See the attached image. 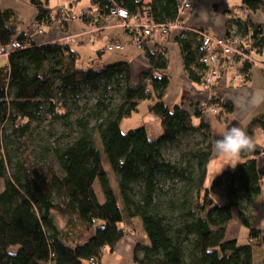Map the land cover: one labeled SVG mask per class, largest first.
<instances>
[{
    "label": "trees",
    "instance_id": "16d2710c",
    "mask_svg": "<svg viewBox=\"0 0 264 264\" xmlns=\"http://www.w3.org/2000/svg\"><path fill=\"white\" fill-rule=\"evenodd\" d=\"M67 1L63 6L72 12L73 3L82 0ZM30 2L37 15L26 30L20 29L16 11L0 9V43L6 45L16 38L23 45L6 59L0 58L5 62L0 66V125L19 120L14 132L27 149L33 122H42L47 115L68 118L67 101L59 105L58 97L76 99L86 86L103 89V94L92 112L77 119L74 139L65 145L59 141L49 149L53 162L42 175L36 174L30 152L16 159L9 152L4 154L0 144V177L5 180L0 192V264H89L92 257L100 264L105 250L112 251L126 235L123 225L136 217L148 237L142 253L138 248L135 251L136 264H256L255 246L264 249V229L256 226L257 199L264 188L259 149L241 153L242 161L228 166L207 187L214 153L211 125L202 115L204 110L196 108L191 113L182 103L165 101L169 55L158 46L148 49L149 64L137 73L128 60L100 62L105 47L96 57L83 58L74 45L31 36L35 24L50 26L54 15L50 0ZM143 2L89 0L83 20L92 24L96 14H108L112 6L134 12ZM179 4L180 0H150L153 22L161 25L180 18ZM243 8L258 11L264 1L244 0ZM233 27L249 35L256 49H263L262 23L250 16L233 17L227 35ZM175 41L188 77L202 83L206 66L201 62V34L177 31ZM251 65L247 63L245 71ZM110 86L119 100L108 95ZM142 99L153 100L148 112L161 120L158 137H151L145 125L128 131L121 127L124 118L140 112ZM218 100L221 113L232 109ZM194 116L201 118L197 125ZM258 128L264 129L262 117L249 125L250 131ZM96 134L101 148L96 145ZM196 134L198 140H193ZM175 144L180 159L172 161L163 149ZM99 193L104 194L103 201ZM235 214L249 228L244 244L227 237ZM57 215L64 219L62 227Z\"/></svg>",
    "mask_w": 264,
    "mask_h": 264
},
{
    "label": "crops",
    "instance_id": "0c3cea01",
    "mask_svg": "<svg viewBox=\"0 0 264 264\" xmlns=\"http://www.w3.org/2000/svg\"><path fill=\"white\" fill-rule=\"evenodd\" d=\"M144 1L149 2L150 0ZM243 2L244 0H198L195 2L193 8L184 11L180 18L188 27L202 28L208 33L220 37L227 36L228 21L233 17L244 19L247 16H250L255 22L264 25V8L252 12L243 8ZM69 3L70 2L67 0H59L58 5H68ZM89 4L88 0L84 6H81L77 10L73 7L75 5V3H73L72 10L74 12H79L85 9V7H88ZM0 9H11L16 11L21 18V30H26L28 25L34 21V18L37 15V11L31 4L30 0H0ZM60 23L63 25L60 26ZM57 24L58 23L54 22V24L50 26H45L47 32L44 35H37L36 38L42 42L55 41L57 38L67 33H82L90 30L88 34L85 33L83 35H86L85 37L88 35L90 36L89 42L102 41V44H99L96 48L97 54H95V57L98 55L100 51L99 49H103L107 42L116 39L120 40L126 45V55H129L126 60L131 63L135 73L148 66V49L155 48L156 46H164L169 52V63L173 52L180 49L179 44L175 41L177 31H172L165 42L160 41L156 36L149 38L145 37V47L143 49L138 48L133 41L132 35L125 32L119 25V19L117 17L110 18L107 21H101L97 29L94 27L95 25L93 23L91 24L84 20H73L68 23L59 22V24ZM104 35H108L105 40ZM84 41L85 39L82 37V41L79 43L84 44ZM76 45L74 47L75 49ZM77 49L76 50L79 51L82 56L92 58L91 56H88L89 52L85 50L81 52L79 48ZM128 49L131 50L128 51ZM94 52L95 51L92 53ZM107 53L108 52H104L100 62L109 60L108 58L111 56V53ZM252 54L255 62L251 65V75L249 79L245 81L239 80L235 77L233 71H229L222 77L219 84L215 87V92L219 99H223V101H226L232 106V109L229 111L221 113L220 109L218 113H207L206 108L209 106L208 103L212 101V95L203 82L199 83L192 81L185 72L184 67L183 70H180V77L182 79L180 92L176 97L175 103L173 102L171 105L182 103L183 107L188 109L191 113H195L196 108L201 111L204 110L202 111V115L211 125L213 146L215 141L220 138V135L226 129H229L234 125L242 126L247 134L252 137L256 145L255 148L259 149L260 154L257 156V160L258 163L264 167V129L258 128L252 131L249 130V125L252 120L259 117L264 118V47L260 51L253 48ZM167 74L170 76L169 67ZM166 98L167 96H165L164 99L168 103ZM200 120V117L194 116V123L196 125L200 123ZM241 161V155L236 158H230L225 155H220L214 150L212 160L208 166V171L210 173L211 167L218 169L219 171H224L228 166H234L232 165L234 162L238 164ZM262 193L264 201V190ZM263 214L264 207L261 208L259 212V221L263 220ZM57 222L58 225L62 227L64 219L58 216ZM123 226L127 230L126 235L119 241L112 251L109 249L105 250L100 264H136L134 260L136 249H139L138 253H142V247L148 245V237L139 218H132ZM229 226L230 224L227 228V237H229Z\"/></svg>",
    "mask_w": 264,
    "mask_h": 264
},
{
    "label": "rangeland",
    "instance_id": "374dc122",
    "mask_svg": "<svg viewBox=\"0 0 264 264\" xmlns=\"http://www.w3.org/2000/svg\"><path fill=\"white\" fill-rule=\"evenodd\" d=\"M86 1L88 0L79 1L78 3H75L73 7H75L78 10L81 6H84ZM58 2L59 0H50V5L55 9L56 7L59 6ZM184 25L185 24H183L181 28H178L180 27V25L178 24L176 30L173 31H179V30L183 31ZM44 31L47 32L46 27H44ZM85 36H82L85 39L84 41L85 43L84 44L77 43V45L75 44L76 49L79 48L81 52L85 50L89 52L88 56L94 58L95 54H97L96 48L99 44H102V41L89 42L90 36L89 35L87 37ZM106 36L108 35H104V40L107 39ZM82 37H80L79 39H82ZM130 50L131 49H128V51ZM93 51L95 52L92 53ZM110 55L111 56L108 58L109 60L107 62H113L121 59L126 60V58H128L129 56L126 55V49L121 52L119 51V52L111 53ZM83 58H89V57L83 56ZM4 64L5 62L0 59V66H3ZM169 70H170V76L172 78L170 77V83L168 86L167 94L165 96H167L166 100L171 105L173 102L175 103L176 97L180 92V85L182 83V79L180 77V70H183V66H182L180 49H177L176 52H173L172 56L170 57ZM230 71H233L235 73V77L237 79L239 80L243 79V77L237 71L236 72L235 70H230ZM107 93L108 95H113L119 100L117 92L114 89V86H110L109 91ZM102 94H103V89H93L89 86H86L79 93L76 99L72 97H67L66 99L58 97L57 100L59 105L67 101L65 111L68 113V118L66 120L54 119V118L52 119L47 115L44 121L33 122L32 128L28 133L29 145L27 149L24 148V145L22 144V140L18 138L17 133L14 132V127L20 125L21 122L19 120H16V122H14L12 121V119L4 122L2 125H0V144L2 145V152L4 154L9 152L13 155H16V159L21 158L23 154L30 152L32 154L33 166L36 174L38 171H40V174L42 175L46 167L49 164H52L53 162V155L49 149L55 146V144L58 143L59 141L60 144L65 145L70 140L74 139L76 135V130L78 129L77 119L82 118L83 116H86L88 115V113L92 112L94 109V105L102 97ZM152 102H153L152 99H142L139 103L140 112L139 113L133 112L131 116L124 118L121 122L122 129L124 131H128L131 128L145 125L148 128V132L151 137L160 136L162 134L161 120L157 115L148 112V106ZM219 111H220V105H219ZM89 120L92 125H95V120L93 118H90ZM198 137L199 135L196 134L193 135L192 139L198 140ZM186 141L187 139H184V142ZM183 144L181 146L182 148H184ZM96 145L101 148V143L97 134H96ZM163 151L165 156L172 161H177L180 159V151L176 144L165 146ZM235 164L236 163L234 162L232 165ZM261 167L264 168L263 165H261ZM222 172L223 171H219L218 169H214L211 167L210 173L207 177L206 186L210 187L213 180ZM4 183H5L4 178L0 177V192L4 188ZM99 196L101 201L105 199L103 193H99ZM263 207H264L263 193H261L257 199L256 226L262 229H264V214L262 221L258 220V215L261 208ZM229 224L230 226H229L228 238L236 237L238 238L240 243L242 244L246 243L249 238V228L240 223L239 218L236 214H235V218ZM12 251L15 252L16 249H13ZM254 252H255V263L260 264L261 262H263L264 249L255 246Z\"/></svg>",
    "mask_w": 264,
    "mask_h": 264
},
{
    "label": "built area",
    "instance_id": "2783aa9c",
    "mask_svg": "<svg viewBox=\"0 0 264 264\" xmlns=\"http://www.w3.org/2000/svg\"><path fill=\"white\" fill-rule=\"evenodd\" d=\"M196 1L198 0H180L178 6L179 14L193 8ZM53 15V24L54 22L59 24V22L68 23L73 20H83L87 16V12L84 9L79 12H69L63 5H59L53 10ZM114 17L119 19V25L124 31L132 35L133 41L138 47L142 46L145 37L149 38L156 36L160 41L165 42L171 32L176 30L178 24L180 25L178 28H181L184 24L181 18L161 25L154 23L151 17L149 2L144 1L134 12H131L125 7L112 6L109 8L108 14H96L93 20L94 27L97 29L101 21H107ZM43 24L44 22L35 24L30 31L31 36L44 35L46 32L44 31ZM61 25L63 24L60 23V26ZM234 28L235 27L230 31L229 35L220 37L186 25L183 27V31L193 30L202 36L204 53L201 56V62L206 66L203 84L210 91L213 103L215 102L213 105L206 108L209 113H218L219 111L220 100H218L219 97L215 92V87L219 84L222 77L228 71L235 70V72L237 71L243 77L242 80H244L251 75V68L245 71L246 64H253L255 62L252 54V49L255 48L254 40L249 35L244 36L237 33L236 28ZM88 32H90V30L82 33H67L60 36L55 41L64 45L73 46L78 42L80 37ZM21 47H23L22 43L16 38L6 45L0 43V58L6 59L10 52ZM105 48L107 52L112 53L124 50L125 44L116 39L107 43ZM158 49L165 51L164 53L166 55L169 54L164 46H158ZM89 264H98V260L92 257L89 260Z\"/></svg>",
    "mask_w": 264,
    "mask_h": 264
},
{
    "label": "clouds",
    "instance_id": "9594fccd",
    "mask_svg": "<svg viewBox=\"0 0 264 264\" xmlns=\"http://www.w3.org/2000/svg\"><path fill=\"white\" fill-rule=\"evenodd\" d=\"M213 147L220 155L236 158L243 152L253 150L256 145L242 126L234 125L220 135Z\"/></svg>",
    "mask_w": 264,
    "mask_h": 264
}]
</instances>
